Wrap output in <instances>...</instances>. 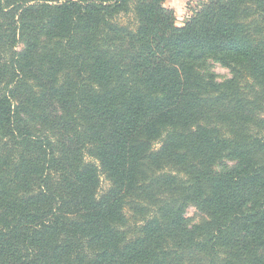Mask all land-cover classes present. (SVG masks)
<instances>
[{"label": "trees", "instance_id": "trees-1", "mask_svg": "<svg viewBox=\"0 0 264 264\" xmlns=\"http://www.w3.org/2000/svg\"><path fill=\"white\" fill-rule=\"evenodd\" d=\"M0 264H264V0H0Z\"/></svg>", "mask_w": 264, "mask_h": 264}, {"label": "rangeland", "instance_id": "rangeland-1", "mask_svg": "<svg viewBox=\"0 0 264 264\" xmlns=\"http://www.w3.org/2000/svg\"><path fill=\"white\" fill-rule=\"evenodd\" d=\"M206 1L207 0H162V5L164 7H170L174 9L177 23L184 25L190 19L193 12L199 10L203 6V4L206 3ZM117 21L133 29L137 26L136 19L132 12L128 14L118 15ZM198 70L201 73L211 71L212 73H214L217 80H222L230 76L229 68L221 65L217 61H213L212 59H205V61L203 62V66L201 64H198ZM234 164L235 160L222 156L217 159L215 165L213 166V169L216 171L227 170ZM99 179L100 187L98 190V195H101L110 187V182L102 174L99 176ZM184 216L186 222L189 225L195 224L201 219L205 218V214L192 203H188L184 208Z\"/></svg>", "mask_w": 264, "mask_h": 264}]
</instances>
